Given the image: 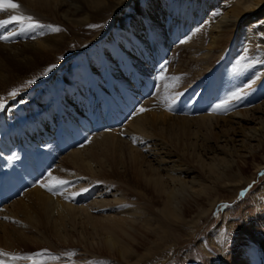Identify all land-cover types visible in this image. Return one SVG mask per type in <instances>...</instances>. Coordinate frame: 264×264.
I'll list each match as a JSON object with an SVG mask.
<instances>
[{
	"label": "bare ground",
	"instance_id": "obj_1",
	"mask_svg": "<svg viewBox=\"0 0 264 264\" xmlns=\"http://www.w3.org/2000/svg\"><path fill=\"white\" fill-rule=\"evenodd\" d=\"M79 1L83 6L81 5V10L78 9L76 12L86 9L93 17L95 13L104 11L112 4L108 3L110 0ZM13 2L19 3L26 14L34 16L44 24L53 25V18L58 16V9L63 0H13ZM128 2L129 0H117L118 7L114 9L110 23L95 37L99 39L103 36L108 43L113 44L110 45L111 50H115L118 55L116 60H119L116 65H110V61L102 59V67L106 73L87 76L89 79L88 84L84 82L88 85L85 91L79 90L83 88L81 85L74 91L72 94L74 96L69 98L70 100H60L54 107L55 109L58 105L57 113L52 110L53 108H48L49 104L44 101L45 95H33L34 97L26 101V106H31L36 112L34 110L26 112L25 108L11 110L8 113L11 120L5 119L6 123L0 124V135H3L0 137V170L7 177L8 173L16 175L21 169L9 161L10 158L14 159L13 154L19 152L20 155L21 147L28 148L38 143L43 144L41 147L51 164L56 162L55 166H52L54 173L70 181L64 188L66 194L88 189L75 199H66L65 195L53 194L41 187L40 182L45 181L44 178L48 176L37 175L29 178L30 186L24 191H19L17 196L0 207V251L28 254L47 249L48 252L52 251L58 255H54L58 257L53 261L56 264L84 261L99 254L112 256L117 262L124 264H137L145 257L139 252L140 247L153 233L154 225H151L149 218H159L173 235L174 226L187 223L188 218L193 219L191 214L194 212H197L195 214L197 216L206 212L205 204L209 203L212 206L222 197L218 196L220 190L225 188L231 179L239 180L236 175H242L247 170L246 166L233 164L234 158H231L232 154L227 150L230 120L228 117L213 116L211 96L216 91L213 90V86L219 87L220 94H225L233 85L231 80L222 71L214 70L212 74H207L204 82H199L190 89V83L203 71L198 66L193 68L198 58L194 55L197 52L192 50L194 48L192 40L183 45L185 50L180 53L182 59H179L178 64L174 62L170 64L176 71L174 75L166 77L169 71L167 72L165 68L167 73L165 79H160V76L158 80L156 77H150L154 72L152 68L155 66L157 68V63L162 60L157 59L158 56L155 55L150 34H156L161 38L166 35V38L172 41V46L176 45L178 36L175 34L173 24L168 29L159 30L155 27L157 32L146 28L144 25L146 20L143 18L150 20L152 16L143 14L133 21L124 22L122 19L124 29H120L121 39L118 41L112 30L116 25L117 16L120 17L124 11L122 8ZM258 3L259 0L248 2L237 0L230 13L226 12L221 16L215 27L216 33L211 36L210 49L202 51L200 57L202 63L210 66L214 62L212 59L214 49L226 42L231 35L228 28L236 26L241 15L249 9L256 8V5L260 4ZM214 6L212 0L205 1V11ZM14 14L13 10L0 12V20ZM202 14L206 16L205 12ZM202 14H194L190 7H184L182 19L187 25L185 32L199 23ZM130 21L134 27L130 26ZM43 31L45 34L46 31ZM12 32L17 34L8 40H0V49H9L10 52L6 53L12 58L31 59L28 62L30 65L36 64L40 58L45 59L55 47L63 44L62 36L54 38L55 33L45 36L43 34V37L40 35L41 40L37 42H27L29 34L19 32L15 23L0 26V36ZM44 42L47 43L43 44ZM167 42L169 43L168 39ZM88 46L87 43L80 47L78 55L89 51ZM186 50L190 57L186 55L185 59ZM78 75L77 77L80 76ZM172 77L180 79L177 82L171 79ZM55 78L57 77L54 72L48 74V84L58 95ZM101 78L102 80H98ZM200 85L207 88L198 91ZM177 86L180 91L177 90ZM186 89H190V93L188 96L186 93L183 94L184 97L183 95L179 97L176 102L177 114L175 116L168 114L167 109H164L166 105V108L176 109L171 95L183 93ZM171 91L173 93H170ZM91 92L92 98L89 97ZM85 97H89L86 105L97 98L93 102L96 105L95 110L92 106L84 113L76 110L77 114H72L71 108L66 107L68 102H81ZM58 98L60 99L59 96ZM154 101L160 102V106L151 109ZM168 102H172L173 106L164 105ZM14 105L16 106L13 104V107ZM262 105L263 102L258 107L251 106L244 111L233 112L246 122L248 120L254 122L255 112L260 111ZM78 106L83 107L82 104ZM141 106L146 111L140 112ZM67 110L68 113L64 117ZM182 111L183 113L179 114ZM45 119L48 120L46 124ZM53 123H57L56 128L52 126ZM99 124L101 126L96 128ZM9 125L14 137L4 136ZM261 125V129L264 130V122ZM90 127L93 129L88 130ZM218 127L221 129L216 130ZM72 130L90 134H82L81 139L76 142L70 136ZM253 130L255 134L257 131ZM27 133H30L32 138L27 139ZM221 137H224L226 145L214 149L213 146L220 145ZM86 138L90 142H87ZM58 140L65 144L62 154L57 144ZM214 141H217V144L211 145ZM24 152L29 153L30 150L26 149ZM251 156L255 157V152ZM127 169L133 170L136 174L128 172ZM190 175L193 176L188 178ZM243 177L245 176H241ZM97 182L101 183L99 188H96ZM160 205L161 207L155 210V206ZM160 222L157 224L162 226ZM134 255L138 258L132 261ZM0 261H7V264H32L30 260L13 262L11 257L2 255ZM43 264L53 263L49 258H43ZM232 264L257 262L256 257L240 256ZM260 264H264V259Z\"/></svg>",
	"mask_w": 264,
	"mask_h": 264
},
{
	"label": "rangeland",
	"instance_id": "obj_2",
	"mask_svg": "<svg viewBox=\"0 0 264 264\" xmlns=\"http://www.w3.org/2000/svg\"><path fill=\"white\" fill-rule=\"evenodd\" d=\"M205 1L129 0L125 6L126 8H122L124 11L120 17L117 16L118 19L112 33L120 41L119 33L121 32L120 29L123 28L122 19L124 22H127L128 20H137L134 18H139L143 14L145 16H152L150 20L143 18L146 20L144 21L146 28L157 32L155 27L159 30L168 29L173 24L176 31L175 34L178 36L176 45L172 46V41L170 38H166V35L162 36L165 39L164 41L161 37H157L156 34H150L152 47H155V55L158 56L156 58L162 59L157 64L160 66L165 60L168 61L166 70L169 72L167 76L165 72L166 77L174 75L176 71L172 69L171 65L173 62L174 64H178L179 59H182V54L180 53H182V50H185L183 49V45L192 40L194 46L192 50L197 52L194 55L198 58L194 62L193 68L198 66L203 71L193 79L194 81L190 83L191 85L189 84L190 89L195 84L204 82L208 75L215 72L214 70L222 71L231 80L233 85L229 92L238 87H243L249 80L256 81L247 96L234 102L226 111H214L215 115L213 114V116L218 115L217 117L221 118L228 117L227 119L230 120L227 134L229 138H227L228 144L226 145L224 137H221L219 139L220 145L213 146V148L216 149L222 147L221 145H226L228 147L227 150L232 154L231 158H234L233 164L235 163L236 166L242 167L246 166L247 170L242 175H236V178H239V180L231 179L229 184L226 185L227 188L225 186V188L220 190L218 196L222 197L212 206L209 203L205 204L206 212L200 216L195 215L197 212H194V214H191L193 219L188 218L187 223L174 226L175 234L173 235L168 232L159 218H149L151 216H146V218L151 219V225H154L152 231L153 237L150 236L145 241L146 243L140 247L139 252H142L141 255L144 254L145 257L138 261L137 264H232L240 256L256 257L257 264H260L264 259V130L261 129V124L264 122V105H262L260 111L255 112V118L258 116L259 118H254V122L253 120L246 122L242 117L235 115L233 112L235 110L244 111L251 106L258 107L259 104L264 103V63H256L251 68L242 67L243 64L249 61L264 60V15H262L264 0H259L260 4L258 3L259 5H256V8L249 9L243 13L236 26L231 27V29L228 28V31H231V35L225 40L226 42L215 48V51L213 50L212 59L214 62L210 66H206L205 63L201 62L202 51L209 48L211 36L216 33L215 27L219 23L218 21L221 16L226 12L230 13L233 7L236 6L237 0H212L215 6L206 11L204 8ZM244 1L248 2L249 0ZM184 2L186 5H184ZM108 3H112L111 7L102 12L95 13V17H93L86 9L79 11V13L76 12L82 8V3L79 0H63L60 9H58V18H53V25L59 26L61 31L51 32L44 29L46 31L44 36L53 33H55L54 38L62 36L63 44L55 47L54 51H51L45 59L40 60V58L34 65L28 63L31 59L23 57L12 58L6 53L10 52L9 49H0V97L6 100L4 108L0 109V124H3L5 119L11 120L8 115L11 110L25 108L26 112L28 110L33 111L34 109L31 106H26V101L32 98L33 95H45L44 101L49 104L48 108H52L51 106H55L59 100L72 98L74 96L72 94L78 90L79 86L83 85V88H79V90L85 91L88 86L87 80L89 79L87 76L105 74L106 72L102 67L104 59L110 61V65L117 64L119 61L116 60L118 55L115 50H111L113 44L108 43L103 36L99 39L95 38L96 34L100 33L101 29H105L110 23L114 9L118 7L117 0H110ZM185 6L190 7L194 14H202L204 12L206 14V16L202 14L198 21L199 23L190 28L188 32H185L187 25L184 23V19H182ZM90 25H98V27H90ZM130 26L134 27L131 21ZM124 32L127 33L126 31ZM28 34L27 42L41 40L39 34ZM182 40L184 43H181ZM45 43L47 42L43 44ZM87 43L89 44L88 47H90L89 51L78 55V49ZM245 48L247 49L248 60L237 63L240 57L245 55L243 51ZM189 54L187 50L184 51V58L186 59V55L190 57ZM52 65H55V67L52 68ZM158 65L157 68L156 66L152 68L154 72L150 76L152 78L156 77V80L161 75ZM238 68L241 70L237 71ZM147 71L149 72L150 70L147 69ZM50 72H54L57 77L55 78V82L57 84L56 90L58 89V95L55 94V91H52L53 89L48 84V74ZM29 80L34 81V83L29 85L27 83ZM98 80H102V78ZM85 81L87 84L84 83ZM158 83L159 81L156 84L158 85ZM14 88L20 89L18 94L15 97H9L8 93ZM203 88L200 85L198 91L205 90L207 87ZM218 88L213 86V90L216 89V91L211 96L212 108L227 94H220ZM178 89L179 91L181 90L179 87ZM186 90L183 94L187 93L188 96L190 91ZM170 93H173V91ZM26 94L29 96H25ZM175 95H171V98L173 99ZM158 96L160 98V94ZM83 101L84 99L78 102L77 105L82 104ZM171 103L168 102L164 105H171ZM13 104H16V106L14 105L13 107ZM159 106L160 102L154 101L151 109H156ZM175 106L176 109L174 110L166 108L167 105L164 109H167L168 114L175 116L178 110L176 103ZM56 108L52 110L57 113ZM182 113L183 111L179 112V114ZM219 129L221 128L218 127L216 130ZM253 129L257 131L255 134ZM216 144L217 141L211 143V145ZM252 152H255V157L251 156ZM147 157L151 159L150 156ZM127 171L136 174L133 170L127 169ZM52 172L53 176L58 177L54 173L55 170H52ZM47 176L48 174L45 175V177ZM192 176L190 175L188 178ZM241 176L245 177L241 178ZM47 178H44V180L47 181ZM80 179L83 180L82 177ZM204 180L206 181V179ZM249 185H252V187L249 188ZM100 186L101 183L97 182L96 188ZM57 193L60 192L57 191ZM160 207L161 205L159 207L155 206V210ZM158 222L162 226L158 225ZM171 224L174 225V222ZM53 253L55 252H49L51 256L56 255V253ZM136 258L138 257L134 255L132 261H135ZM89 259L71 261L68 264H124V262H117L115 258L109 255L99 254ZM49 261L56 264V262H53L54 259L49 258Z\"/></svg>",
	"mask_w": 264,
	"mask_h": 264
},
{
	"label": "snow or ice",
	"instance_id": "obj_3",
	"mask_svg": "<svg viewBox=\"0 0 264 264\" xmlns=\"http://www.w3.org/2000/svg\"><path fill=\"white\" fill-rule=\"evenodd\" d=\"M8 10H13L15 12L14 15H10L7 19L0 20V26H4L7 24H13L15 23L19 32L24 33H34L43 35L44 29H47L51 32H59L61 31V28L56 25L51 24H44L40 20L34 18V16L26 14L19 3L13 2V0H0V12H7ZM90 27H98V25H90ZM16 32H12L9 35H3L0 36V40H8L11 38V36L16 35ZM35 38V36H33ZM181 43H184L182 40ZM245 55L240 57V60L237 63H240V61H246L248 60L247 57V49L244 50ZM256 63H264V60H257V61H249L246 64H243V68H251L254 67ZM168 64V61L165 60L163 64H161L160 67V79H165V68ZM52 68L55 67V65L51 66ZM241 70L240 68L237 69V71ZM171 79L175 81H179V77H172ZM256 81L249 80L247 84H245L243 87H238L234 89L233 91L227 93L222 99L219 100L218 103H216L213 106L214 111H226L234 102L242 99L244 96H247L249 92L251 91L252 86L255 84ZM29 85L34 83V81L29 80L27 82ZM20 89L14 88L9 93V97H15ZM183 95V93H177L173 97V104L178 102L179 97ZM6 104V100L3 97H0V109H3ZM173 105H169L171 107ZM140 112L146 111V109L141 106L139 109ZM87 140V138H86ZM87 142H90V140H87ZM83 147V144L81 145ZM41 187L46 188L49 192L56 194L57 191L60 192V194L65 195L66 199H75L76 196L81 195L82 192H87L88 189L84 188L81 189L78 192H72L66 194L64 191V186L68 185L70 181L62 179L60 177L53 176L51 172L48 173L47 181H42ZM252 187V185H249V188ZM5 219H9L8 217H5ZM0 255L5 257H11V260L18 261V260H30L32 264H43V258H50V259H58L56 256H51L47 249L41 250L40 252L36 253H28V254H19V253H5L0 251ZM68 255H73V253H68ZM0 264H7V261H0Z\"/></svg>",
	"mask_w": 264,
	"mask_h": 264
}]
</instances>
